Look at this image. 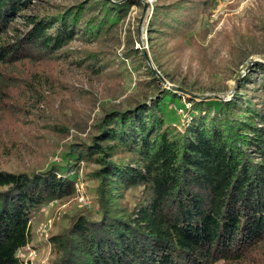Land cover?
I'll return each mask as SVG.
<instances>
[{
    "label": "trees",
    "instance_id": "16d2710c",
    "mask_svg": "<svg viewBox=\"0 0 264 264\" xmlns=\"http://www.w3.org/2000/svg\"><path fill=\"white\" fill-rule=\"evenodd\" d=\"M213 2L157 0L147 30L169 81L178 66L165 56L200 45ZM136 5L0 0V122L16 93L27 99L54 87L66 65L88 77L133 72L153 91L105 109L60 162L11 172L0 158V264H28L19 253L34 240V222L49 204L76 196L80 180L95 209L61 216L48 238L50 264H264V63L238 78L230 99L190 98L180 122L176 90L191 92L164 88L131 38L121 49L119 29Z\"/></svg>",
    "mask_w": 264,
    "mask_h": 264
},
{
    "label": "rangeland",
    "instance_id": "374dc122",
    "mask_svg": "<svg viewBox=\"0 0 264 264\" xmlns=\"http://www.w3.org/2000/svg\"><path fill=\"white\" fill-rule=\"evenodd\" d=\"M141 1L142 5L132 7L119 29L121 49L131 38L133 47L146 53L148 63L156 70L147 26L157 0ZM201 22L198 29L206 32L202 31L204 38L196 33L200 45L188 44L183 53L165 56L171 60L169 68L178 66L176 81H169L156 70L164 88L182 86L191 92L176 90L181 104L177 107H182L177 112L180 122L188 118L190 98L230 99L238 78L251 70L256 72V65L264 63V0H214ZM118 53L121 55L120 50ZM55 78L54 87L44 86L40 89L43 93L26 95L27 99L16 93L14 111L0 122L2 169L33 170L60 162L69 145L92 134L93 124L105 109L128 107L134 100L142 101L153 94L149 87L139 83L133 72L122 79L115 72L88 77L82 68L73 64L64 66ZM77 188L76 196L49 204L34 222V240L26 251L19 253L28 264H50L54 255L48 238L56 231L58 222H62L63 214L81 207L95 209L85 182L80 180Z\"/></svg>",
    "mask_w": 264,
    "mask_h": 264
}]
</instances>
